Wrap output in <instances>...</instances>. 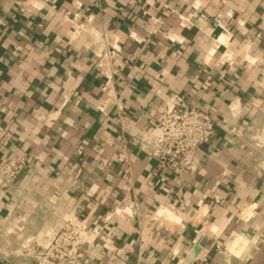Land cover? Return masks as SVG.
Instances as JSON below:
<instances>
[{"label": "crops", "instance_id": "crops-1", "mask_svg": "<svg viewBox=\"0 0 264 264\" xmlns=\"http://www.w3.org/2000/svg\"><path fill=\"white\" fill-rule=\"evenodd\" d=\"M174 93L214 119L189 178L144 141ZM4 154L0 264L67 220L82 264H264V0H0Z\"/></svg>", "mask_w": 264, "mask_h": 264}, {"label": "built area", "instance_id": "built-area-1", "mask_svg": "<svg viewBox=\"0 0 264 264\" xmlns=\"http://www.w3.org/2000/svg\"><path fill=\"white\" fill-rule=\"evenodd\" d=\"M235 131L240 130L234 128ZM214 134V119L210 112L191 105L183 95L174 93L162 118L148 131L144 141L161 168L178 178H189L198 171L200 149L210 143ZM118 160L125 163V153H120ZM31 161V156L4 154L0 159L3 188L15 184ZM260 167L264 165L260 164ZM94 241L87 224L67 220L50 243L28 241L23 244L22 253L29 258V264H82Z\"/></svg>", "mask_w": 264, "mask_h": 264}, {"label": "water", "instance_id": "water-1", "mask_svg": "<svg viewBox=\"0 0 264 264\" xmlns=\"http://www.w3.org/2000/svg\"><path fill=\"white\" fill-rule=\"evenodd\" d=\"M200 250H201V245L199 241H197L194 244L192 250L186 255L184 261L181 264H192L195 260V256L199 254Z\"/></svg>", "mask_w": 264, "mask_h": 264}, {"label": "bare ground", "instance_id": "bare-ground-1", "mask_svg": "<svg viewBox=\"0 0 264 264\" xmlns=\"http://www.w3.org/2000/svg\"><path fill=\"white\" fill-rule=\"evenodd\" d=\"M165 211H166V210H165ZM165 211H164V212H165ZM160 217H162V216H160ZM161 219L163 220V218H161ZM161 219H160V220H161Z\"/></svg>", "mask_w": 264, "mask_h": 264}]
</instances>
